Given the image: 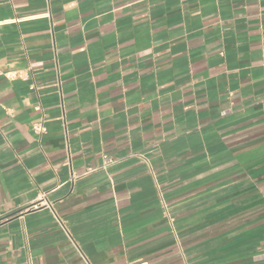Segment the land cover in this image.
<instances>
[{
    "label": "crops",
    "instance_id": "0c3cea01",
    "mask_svg": "<svg viewBox=\"0 0 264 264\" xmlns=\"http://www.w3.org/2000/svg\"><path fill=\"white\" fill-rule=\"evenodd\" d=\"M69 3L0 0V264H264V0Z\"/></svg>",
    "mask_w": 264,
    "mask_h": 264
},
{
    "label": "clouds",
    "instance_id": "9594fccd",
    "mask_svg": "<svg viewBox=\"0 0 264 264\" xmlns=\"http://www.w3.org/2000/svg\"><path fill=\"white\" fill-rule=\"evenodd\" d=\"M77 6V0H70V3L68 5H66V9H73ZM15 67L14 64H8L6 62H0V74L4 75V77L6 79H8L9 81H14L19 75H21V73H18L16 71H12L9 70L7 72H4L3 69L4 68H9V69H13ZM6 114L11 118L15 115V109L13 108H7L6 110ZM34 128L38 133H43L45 130L42 128V126L40 125L39 122H36L34 124Z\"/></svg>",
    "mask_w": 264,
    "mask_h": 264
},
{
    "label": "built area",
    "instance_id": "2783aa9c",
    "mask_svg": "<svg viewBox=\"0 0 264 264\" xmlns=\"http://www.w3.org/2000/svg\"><path fill=\"white\" fill-rule=\"evenodd\" d=\"M40 125H41L42 128L46 131V128H45V126L43 125L42 122L40 123ZM33 130H34V132L38 133V132L35 130L34 126H33ZM45 131H44V132H45ZM39 134H40V133H39ZM42 206H45V207H51V205H50V204L47 202V200H46V195H45V194H43V195L41 196V198H40V201H39L38 203H36L35 205H33L32 207H30V209H32V210H38V209L42 208ZM58 223H59V225L65 230V226L63 225V223H62L60 220H58ZM84 260H85L86 264H90L89 261H88L86 258H85Z\"/></svg>",
    "mask_w": 264,
    "mask_h": 264
}]
</instances>
